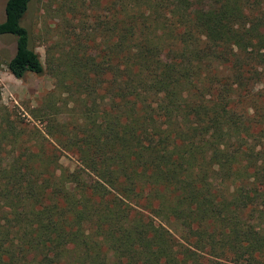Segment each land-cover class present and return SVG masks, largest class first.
Wrapping results in <instances>:
<instances>
[{
    "label": "trees",
    "instance_id": "trees-1",
    "mask_svg": "<svg viewBox=\"0 0 264 264\" xmlns=\"http://www.w3.org/2000/svg\"><path fill=\"white\" fill-rule=\"evenodd\" d=\"M54 1L47 69L76 106L39 128L0 104V264H264V30L242 0ZM33 2L0 22L17 78L46 71Z\"/></svg>",
    "mask_w": 264,
    "mask_h": 264
},
{
    "label": "rangeland",
    "instance_id": "rangeland-1",
    "mask_svg": "<svg viewBox=\"0 0 264 264\" xmlns=\"http://www.w3.org/2000/svg\"><path fill=\"white\" fill-rule=\"evenodd\" d=\"M6 2L7 0H0V22L5 19ZM55 3L54 0H34L32 9L25 18V25L31 29V43L39 52L46 67L43 74L31 72L24 78L15 77L7 63L16 50V37L11 34L0 36V104L17 115L19 119H23L27 127L42 128L47 122L43 116L46 112H57L58 117L68 120L70 112L67 109L76 106L75 102L57 87L56 78L47 69L45 41L49 31L53 30L57 22L49 7L50 5L54 7ZM242 4L249 19L240 21V30L250 29L254 25L261 26L258 31L264 30V0H242ZM259 20L262 24L256 22ZM253 43H256V38ZM237 47L240 46L237 44ZM248 49L252 48L248 47ZM33 113L38 118L34 117ZM61 162L65 166L75 168L77 157L72 152H62Z\"/></svg>",
    "mask_w": 264,
    "mask_h": 264
}]
</instances>
